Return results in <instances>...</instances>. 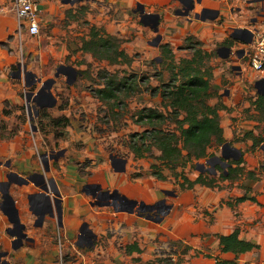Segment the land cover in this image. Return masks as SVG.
<instances>
[{
    "label": "crops",
    "instance_id": "crops-1",
    "mask_svg": "<svg viewBox=\"0 0 264 264\" xmlns=\"http://www.w3.org/2000/svg\"><path fill=\"white\" fill-rule=\"evenodd\" d=\"M186 2L189 15H181L178 12L185 7ZM77 3L82 4L80 9L85 10V13H81V18L87 23L91 22L90 26L103 28L107 34L119 39L131 36V42H124L121 49L133 57L132 62H136L137 52H144L151 55L148 58L154 64H166L164 69L169 75L167 82L174 76V72L170 70L171 65L175 66L183 59L192 58L196 48L203 50L205 62L212 67L213 73V96L208 103L211 106H221L220 122L227 140L223 146L218 147L221 148L220 157L224 152L228 155L225 158L227 161L237 159L242 151L244 165L249 170H255L262 159L261 155L263 156L259 151L253 153L256 137L251 129L261 120L254 114L258 113V109H264V101L261 100H264V81L258 83L264 78L259 77L250 66L255 36L264 23L263 0H77L74 3L65 0H39L41 33L38 36H30L27 31L20 34L15 0H0V253H5L3 260L9 264H148L153 258L152 246L157 237L155 224L161 226L162 221L151 219L149 212L140 210L138 206L130 211L127 209L129 206L116 197H94L92 192L99 185L101 189L97 193L102 190H117L129 200L148 205L159 200L174 199L176 202H171L173 208L170 206L169 214L172 217V212H178L177 218L181 211L178 207L182 205L189 209V205L185 203L187 198L193 196L194 212L197 207L200 209L197 213L198 221H195V217L190 222L192 228L179 226L177 233L172 231V237L183 239L184 242L186 239L197 238L200 241L209 237V243L213 242L217 250L215 254L206 255L213 258L201 259L204 263L217 264V259H221L227 264H264V175L258 181L244 178L242 185L251 186L249 195L255 196L257 201L246 200L233 209L226 202L243 196V188L234 187L227 191L197 184L193 189L177 193L163 185L164 180L161 181L152 174H135L137 169L131 166L129 160L111 150L113 147H122L116 139L119 134L112 129V134H101L91 124L82 126L71 121L65 127L64 146L56 151L62 153L58 159H49L47 171L43 154H35L33 142L24 137V132L10 135L8 129L1 124L3 119H8L13 106L23 102L21 90L25 85L30 87L28 74L36 78L33 87L41 83L34 92H43L42 100L47 101L45 97L48 96L52 102L56 101L55 104L59 99L56 86L60 75L65 78L73 94H76L74 83L89 77L86 75L88 67L97 58L80 49L83 39L89 38V29L85 33L75 34L73 18L66 14L68 9L67 13L72 16L76 14L77 17ZM139 6H143L149 14L160 16L158 32L151 24L142 22ZM152 33H155L154 38L158 34L162 36L158 45H155L153 37L146 38ZM76 36L77 43L74 41ZM190 36L200 45L193 46L192 52V48L186 46ZM161 45L171 49L172 55L167 54ZM149 47L161 49V52L152 56L154 52L149 51ZM31 57L37 58L39 63L26 64ZM52 62L57 67V72L60 67H65L59 76L55 74V77H51ZM116 65L119 64L107 61L108 72H116L110 69ZM69 71L71 75L68 76ZM53 79L55 81L51 87L42 91V87ZM250 88H253L255 94L251 93ZM248 93L254 96L252 103L242 102L245 109L237 110L236 105ZM76 99L79 105L75 108L83 106L91 112L97 101L102 102L85 91ZM162 102L161 92L159 105L150 107L164 110ZM70 109L71 107L68 110L71 111ZM142 109L144 108L138 109L134 117L145 129L146 126L137 119ZM251 110L254 114L248 115ZM241 111L246 113L243 117ZM240 135L243 138L241 142H237ZM227 144V148L233 150L231 153L224 150ZM78 145H82L84 149H80L82 146ZM26 147L28 149H23ZM125 149L132 153L134 160L145 158H136L130 144ZM186 168L179 167L178 171L184 170L189 177ZM10 173H17L22 178L34 175L36 182L19 184V177H15L17 181L13 180L7 185ZM201 173L203 172L199 169L195 170L193 177L189 178L195 180ZM43 179L54 180L51 188L59 190L57 197L61 200V214L54 201V191L47 192L41 187ZM86 189L90 192L87 193ZM6 192L18 210V223L11 221L15 211L12 208L6 209L7 206L4 209L3 195ZM206 210L212 214V218L206 215ZM42 215L45 216L40 222ZM85 224L87 227L84 229L91 234L88 243L82 242L85 231L81 230ZM236 229L240 230L241 238L252 241L259 247L238 256L232 252H222L218 235H229ZM164 232L170 235L168 230ZM59 235L60 240L64 239L66 242V250L61 253L52 246ZM189 264L197 262L193 260Z\"/></svg>",
    "mask_w": 264,
    "mask_h": 264
},
{
    "label": "rangeland",
    "instance_id": "rangeland-1",
    "mask_svg": "<svg viewBox=\"0 0 264 264\" xmlns=\"http://www.w3.org/2000/svg\"><path fill=\"white\" fill-rule=\"evenodd\" d=\"M83 5L88 7V5L86 4ZM67 6H69V4ZM81 7H83L82 4L77 3V17L76 14L72 16L71 14L67 13L68 9L66 10L67 17L73 18V21L75 23V34L80 32L85 33L89 29L91 24V22L89 21V23H87V21H85L83 17L81 18V15H83L81 13H85V10L80 9ZM154 35L155 33H152L150 34V36H146V38H154ZM121 40L122 44L124 42L129 43L131 42V36L122 38ZM74 41L75 43H77V36L75 37ZM162 46L163 45H161V48H163ZM186 46H190L188 48H192V52L193 46L199 47L200 45L197 43V41H195L194 38L188 39L186 41ZM150 50L154 52L152 56H155L156 54H158V52H161V49L156 50L149 47V51ZM149 56L151 55H146L144 52H137L135 54L136 62H131V65L123 63L110 68L112 70H116V72H111V74L116 73L118 78L129 76L131 78H129V81L138 83V88L140 89V91H135L128 96H126L127 94L125 95L122 93L121 96L124 101V103L122 104L116 105L113 101L105 103L97 101V104L95 105V108L92 112L85 110L83 106L75 108V106L79 105V102H76V97L79 94L85 91L88 92L91 97L98 98L96 96V90L105 84V79L102 76L108 75L107 72L109 70H107L108 67L106 66L107 61L95 59L96 61L91 62V66L88 67L89 69L86 75H89V77H84L82 81H77L74 83L76 94H73L72 89L67 86L66 80L65 78H63V76L60 75V77L57 78L59 79V83L56 86V89L58 91L57 94L59 96V99L57 100V103L54 107L47 108L45 111H41L39 106L33 108V105L35 103L32 101L29 102L27 100L29 93L36 91L41 86V83H37L34 87H28L27 85H25V87H23L21 90V98L23 102L21 101L20 105L13 106V108L11 109V113L7 116L8 119H3L1 124H3V126L8 129L7 132H9L10 135H15L16 133L21 134V131L24 132V137L30 139L33 142L32 148L35 151L36 155H42L44 153H47L49 155L57 154L58 152L56 151H59L60 147L64 146L63 139L66 137L65 127H63L62 124L54 125V120L59 118L68 117L70 119V122L72 121V123L74 122L75 124H80L82 126H89V124H91L96 129H99V132L101 134H112V130L114 132L116 131V133L119 134V138L116 137V139H118L119 145H122L123 148L121 146H119L120 149H118V147H113L111 149L113 153L127 158L131 166L137 169L135 174L140 176L146 174L150 175V166L153 162H155V159L151 156H148L144 159L134 160L132 153H129L125 149L131 143L133 136H135L136 134L139 135L145 130L141 124L136 122V119L134 117L136 111H138V109L140 108L159 105L160 93L166 88L165 84L170 83V81L167 82V77L169 75H167V71L166 69H164L166 64H154L148 58ZM27 61L28 62H25L26 64H31L33 62L39 63L37 62L39 60L34 57H31V59H27ZM56 72L57 67H55V64H53L51 77H55ZM250 91L251 93H253V88H250ZM253 94H255V92ZM252 98H254V96H252V94L250 93H248V95L246 96H243L241 102L236 105V109H245L243 108L244 104L241 103H252ZM259 101L261 102L260 99H258V102ZM41 102H43L44 104H48L52 102V100H42ZM62 107L64 109H61ZM70 107L71 111L68 110ZM161 109L162 108H160V110ZM241 112V117H243V115L246 113L244 111ZM249 114L254 113L251 110L250 112H248V115ZM254 115L257 116V118L261 119L259 123L254 125L251 130L256 139L259 141V145L254 147L253 153L259 151L263 154V156L261 155L262 159L259 162V166L255 168L256 172L260 176V179H262V176L264 175V109H258V113H255ZM242 138L243 136L240 135L239 138L237 137L236 141L241 142ZM78 146L81 147L82 145ZM23 149H28V147ZM80 149L83 150L84 147L82 146ZM220 149L221 148L213 146L210 152H217L218 154L216 153V156H220ZM157 153L158 152L155 151V154ZM209 160H200L195 163V165L188 164L186 166V172L191 175H189V177H193V174H195V170L200 169V166H198V164H205L207 170H205L204 172H208L213 177L219 178L222 171L216 169L217 172H215V168L213 169L212 166L213 162H208ZM226 166L227 165L223 166V168L226 169ZM245 167L247 170H249L248 166L245 165ZM164 173L169 174L167 170H165ZM244 178L246 177L244 176L236 181H220L221 188L217 189H224L228 191L233 190L234 187L243 188L242 181L244 180ZM162 184L177 193L183 192L173 176L169 175L168 179L164 180ZM187 199L188 200L185 204L187 206L189 205V209L182 205L179 206L178 208L181 210L179 213V218H177L178 212H172V217H170L169 209L168 213L166 214L167 216L165 215L164 217L165 219L167 217V219L165 220L163 218L162 222L160 221L162 225L157 226L155 224V236L157 235V237L154 239V244L152 246L153 258L148 261V264H189L193 260L196 261L197 264H208L201 261V259L213 258L206 256L207 254H215V250H217L215 249V244L213 242L209 243V237L207 239L203 238V240L200 241L197 238L188 240L186 239V242H184L183 239L172 237V231L174 233H177L179 226H181L182 228L184 226L192 228V226H190V222H193L195 217L196 222L199 219L197 213L200 212V209L197 207L196 212H194L193 210V206H195V199L193 198V196L190 199ZM0 201H2V193H0ZM160 201L161 200H159L158 202ZM171 202L176 201L170 198L166 200V205L171 206ZM171 207L173 208V206ZM167 210L168 208L165 209V212H167ZM205 213L209 218L213 217L208 210H206ZM167 225L170 226L167 227ZM164 230H168L170 235L168 233H165ZM59 237L60 235L58 237L56 236V239H54L52 246L61 253V251L64 252L66 250V242L64 241V239L60 240ZM0 251H2L1 246Z\"/></svg>",
    "mask_w": 264,
    "mask_h": 264
},
{
    "label": "trees",
    "instance_id": "trees-1",
    "mask_svg": "<svg viewBox=\"0 0 264 264\" xmlns=\"http://www.w3.org/2000/svg\"><path fill=\"white\" fill-rule=\"evenodd\" d=\"M188 39H193L192 36ZM187 39V40H188ZM122 40L116 36L107 34L103 28L91 25L89 38L82 41L81 50L93 54L100 60H107L110 64H130V57L121 49ZM167 54L172 55V50L166 46ZM195 49V48H194ZM203 50L196 48L193 57L183 59L180 64L170 67L174 76L170 83L165 84L162 90L164 110L157 107L142 109L138 114V122L146 126L145 130L133 136L130 148L136 158L151 156L155 162L151 164V174L160 180L173 176L182 190L193 189L197 184L211 188H221L220 181H236L246 177L249 181H258L260 176L256 170H247L244 165V152L241 151L237 159H229L226 169L221 164L215 165V170L222 173L219 178L213 177L208 172L201 173L195 180L187 174L178 171L179 167L185 168L188 164L195 165L200 160H209L216 153L209 150L213 146L221 147L227 140L224 137V129L220 122V105L211 106L209 98L213 96L211 78L212 67L205 62ZM102 76L105 84L96 90V96L102 102L114 101L116 105L124 103L122 93L126 96L140 91L137 82L129 81V76L118 78L116 73ZM131 79V78H130ZM264 101L263 99H261ZM45 111L49 106H39ZM63 109V107L61 108ZM10 113V112H9ZM67 127L70 124L68 117L54 120V125ZM174 125V127H173ZM259 141L255 138V146ZM158 151L159 154H155ZM167 170L169 174H165ZM243 196L228 200L226 204L235 208L246 200L256 202L251 193V186L243 185ZM240 230L236 229L229 235H218L219 246L222 252H232L237 256L252 251L259 246L252 241L239 236ZM129 246V250H130ZM228 262L217 259V264Z\"/></svg>",
    "mask_w": 264,
    "mask_h": 264
},
{
    "label": "water",
    "instance_id": "water-1",
    "mask_svg": "<svg viewBox=\"0 0 264 264\" xmlns=\"http://www.w3.org/2000/svg\"><path fill=\"white\" fill-rule=\"evenodd\" d=\"M77 0H65V2H70V3H74V2H76ZM80 1V0H79ZM188 2H186L185 3V7L182 9V10H180L178 13L179 14H181V15H189V8H188ZM140 7V12H141V14H142V22L144 23V24H151V27L156 31V32H158V30H159V22H160V20H159V15L158 14H149V13H147L146 11H145V8L143 7V6H139ZM161 40H162V36L160 35V34H158L155 38H154V43H155V45H158L160 42H161ZM64 68L65 67H60L59 69H58V72L56 73V76H59L60 75V73L62 72V70H64ZM67 75L69 76V75H71V71H69L68 73H67ZM73 75H75V74H73ZM54 79L53 80H51L50 81V83H48L46 86H44V87H42V91H44L45 90V88H50L51 87V84H53L54 83ZM262 81H264V80H260V81H258V83H260V82H262ZM42 94H43V92H37V93H35V92H30L29 93V95H28V101L30 102V101H32V102H34L35 104L33 105V108H36L37 107V105H39V106H49V107H52L54 104H55V102L56 101H53L52 103H48V104H44V103H42L41 102V100H42ZM50 96V95H49ZM225 148H224V150H229V152L231 151L230 150V148H227L228 147V144L227 145H225L224 146ZM233 151V150H232ZM231 151V152H232ZM230 152V153H231ZM61 153L62 152H59L58 154H47V153H44L42 156H43V158H44V161H45V164H46V170L47 171H49V159H58V157L61 155ZM225 158H228V155L226 154V153H224L223 152V155H222V157H220V156H215V157H213L211 160H209L208 162H213L212 164V166H213V169L215 168V165L216 164H221L222 166H225V165H228V161L225 159ZM199 166H200V171L201 172H204L205 170H207V167H206V165L205 164H199ZM117 169H120V168H117ZM215 172H216V170H214ZM15 177H19V180L17 181V180H15ZM8 180H9V182L7 183V185H10L11 184V182H13V180L14 181H17V183H19V184H23V183H28L29 181H34V182H36V180H35V176L34 175H32V176H29L28 178H22V177H20V176H18V174L17 173H10L9 175H8ZM42 182L44 183V184H42V188L45 190V191H50V190H53L54 191V193H55V195H56V197H55V199H54V201H55V204H56V207H57V210H58V213L59 214H61V209H62V206H61V200L57 197V196H59V190L58 189H55V188H51L52 187V184H54L53 182H54V180L53 179H49L48 181H46V180H42ZM88 188V187H87ZM89 189V188H88ZM88 189H86V192L87 193H89L90 191L88 190ZM101 189V187L98 185V186H95V190L96 191H99ZM92 192V194H93V196L94 197H96V198H98V199H102V198H118V199H120V200H122L123 202H124V204H126L127 206H129V208L127 207V209H129L130 211H134V208H135V206H138V208L140 209V210H143V209H145V208H147L148 210H152V209H154L155 207H156V205H158V203L159 202H157V203H155V204H153V205H148V204H145L144 202H138V201H134V200H129L128 198H126L125 196H123V195H121V194H119V192L117 191V190H115L114 192H109V191H101L100 193H97V192ZM172 194H174V192H172ZM3 198H4V202H3V206H4V209H5V206H7L6 207V209H10V208H12L15 212H14V215H13V217H12V219H11V221L12 222H14V223H18V221H19V214H18V210L17 209H15V206H14V202H13V200H12V198H11V196L9 195V193L8 192H6V193H4V195H3ZM98 203H100V202H98ZM107 204H109V203H107ZM50 205H51V202H50ZM114 205H115V203H114ZM167 208H168V210H169V208H170V206H167ZM5 209V210H6ZM168 212V211H167ZM167 212H164L163 213V215L162 216H160V218H157V219H154V218H152L151 217V219H154V220H157V221H162L163 220V218H164V216L167 214ZM45 216V215H44ZM44 216L42 215V216H40V222H42L43 221V219H44ZM52 216H54L53 215V213H52ZM87 227V225L85 224L84 225V227H83V229L84 228H86ZM81 230L82 232L84 231V230ZM5 255V253H3V252H1L0 253V257L1 256H4ZM5 264H9V263H7V262H4Z\"/></svg>",
    "mask_w": 264,
    "mask_h": 264
},
{
    "label": "built area",
    "instance_id": "built-area-1",
    "mask_svg": "<svg viewBox=\"0 0 264 264\" xmlns=\"http://www.w3.org/2000/svg\"><path fill=\"white\" fill-rule=\"evenodd\" d=\"M39 0H15V11L19 22V33L27 31L30 36H38L41 33L39 21ZM264 9V0H263ZM251 68L264 78V23L255 36L253 53L250 58Z\"/></svg>",
    "mask_w": 264,
    "mask_h": 264
},
{
    "label": "flooded vegetation",
    "instance_id": "flooded-vegetation-1",
    "mask_svg": "<svg viewBox=\"0 0 264 264\" xmlns=\"http://www.w3.org/2000/svg\"><path fill=\"white\" fill-rule=\"evenodd\" d=\"M27 79H28V82L30 83V87H32L34 84H35V81H36V78H35V76L34 75H32V74H28V76H27ZM45 99L48 101V100H51V98L50 97H45ZM58 154V153H57ZM165 209H167V205H166V201H160L159 203H158V205H156V207L154 208V209H152V210H148L147 208H145V209H143L146 213H148V215H149V217L151 218H154V219H157V218H160V216H162V214L165 212ZM148 211V212H147ZM86 229V228H85ZM84 229V233H85V235L83 236V238H82V242L83 241H88L89 240V238L91 237V234L87 231V230H85ZM88 243V242H87ZM4 262H6V261H4L3 260V256H1L0 257V264H5Z\"/></svg>",
    "mask_w": 264,
    "mask_h": 264
}]
</instances>
